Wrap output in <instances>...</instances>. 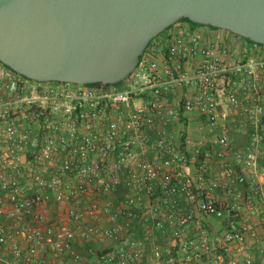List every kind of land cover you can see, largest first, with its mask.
Returning <instances> with one entry per match:
<instances>
[{"label":"built area","instance_id":"1","mask_svg":"<svg viewBox=\"0 0 264 264\" xmlns=\"http://www.w3.org/2000/svg\"><path fill=\"white\" fill-rule=\"evenodd\" d=\"M217 31L171 27L122 88L36 83L0 64V264H82L78 244L105 246L102 264H200L212 242L218 264H253L232 246L254 235L237 218L264 191L234 186L250 187L264 161V47ZM233 117L250 129L243 152ZM195 118L217 147L210 181ZM201 218L223 231L211 241Z\"/></svg>","mask_w":264,"mask_h":264},{"label":"water","instance_id":"2","mask_svg":"<svg viewBox=\"0 0 264 264\" xmlns=\"http://www.w3.org/2000/svg\"><path fill=\"white\" fill-rule=\"evenodd\" d=\"M182 21L264 47V0H0V64L36 83L117 86Z\"/></svg>","mask_w":264,"mask_h":264},{"label":"crops","instance_id":"3","mask_svg":"<svg viewBox=\"0 0 264 264\" xmlns=\"http://www.w3.org/2000/svg\"><path fill=\"white\" fill-rule=\"evenodd\" d=\"M175 29H177V27H187V24L181 22L175 26H173ZM217 32L219 33H225V32H221L220 30H218ZM223 36L225 37H228V34H222ZM161 37L157 38V40H159ZM176 99H174L175 101ZM174 101H172L171 99V103L173 102L174 104ZM242 119L239 118V117H233V118H230V122H231V126H232V131L230 133V139H231V149L236 151V152H243L248 146H247V143H248V129L247 128V131H245L244 133H239L236 128H238L237 126L240 124V122ZM198 123L197 119L195 118L190 126V136L192 139H204L205 142H206V146H203L201 149H200V155L198 157V160H197V164H196V167L199 168V167H203L204 168V171L206 173V177H207V180L210 181V180H213L216 178V175L218 174V170H219V160L217 159L216 155H215V152L217 151V147L215 146H210L211 143V136L208 135V134H201L197 131L196 129V124ZM174 129L175 130H181L182 129V124H174ZM250 130V129H249ZM185 148V151L190 154L193 152L194 150V146H184ZM229 160L230 162L233 164V160L229 157ZM234 166V165H233ZM192 171L194 170V167L192 166ZM235 171L238 172V168L235 166ZM236 189H239L241 191H243L245 194H248V192H250V189L252 188H256V189H259V190H262L264 191V161L263 160H260L259 161V167H258V170L255 174V177H254V182L253 184L249 187V186H240V185H235L234 186ZM213 197L215 198V200L219 203V204H227L230 202V199L229 198H226L222 192L220 190H216L212 193ZM262 206V205H261ZM264 208V205L262 206ZM246 211V212H244ZM264 211V210H263ZM243 214H244V217L243 219L245 220H248L250 219V224L254 226V231H256V235H259V239H257L255 241V243H257V247H263L262 243H261V240L264 239V228L262 227H255V225L258 223L256 221V218L254 217H249L248 215H254L253 214H250L249 213V210L245 207H243ZM264 214V212H263ZM248 218V219H247ZM242 217L240 218H237V220H241ZM256 221V223H255ZM264 222V218L262 220V223ZM201 223L204 227H206L208 229V232L210 234V238H211V241L212 239H215L216 237H218V235L223 231V227H224V222L223 221H216L214 219H210V218H201ZM223 225V226H222ZM221 231V232H220ZM220 232V233H219ZM217 236L215 237L214 235ZM214 236V237H213ZM94 244H83V245H75V249L76 251L80 254V256L83 258L82 260V264H87L89 261L87 260V258L89 257V253L86 252L84 249L85 247H88V246H93ZM254 247V246H253ZM106 247L104 246V249L102 250V255L104 254V252L106 251L105 250ZM245 254V253H244ZM237 256H239L238 254H236ZM101 255L99 254L98 258L96 261L94 258H91L89 260L92 261L91 264H102V260H101ZM248 256V255H247ZM243 257V256H242ZM242 257H239V258H242ZM67 264H72L69 260V263Z\"/></svg>","mask_w":264,"mask_h":264},{"label":"rangeland","instance_id":"4","mask_svg":"<svg viewBox=\"0 0 264 264\" xmlns=\"http://www.w3.org/2000/svg\"><path fill=\"white\" fill-rule=\"evenodd\" d=\"M158 41H160V40L156 41V39H155V43H157ZM253 205H254V215H248V216L256 218V221L258 223L255 225V227H257V228L262 227L263 228V223H262V220L264 218V214H263L264 208L262 207L263 205L261 204V202L258 199L254 200ZM244 212H246V211H244ZM50 216H53V214H51ZM243 217H244V214L242 215V219L240 221L244 222L245 224H249L250 219L247 218L248 220H245V219H243ZM256 221H255V223H256ZM214 236L216 237L217 234ZM258 237H259V235H256V231H254V235L248 234L247 236H245L244 241L241 244H236V245L232 246L233 254H238L239 255L238 258L242 257V256L245 257L248 255L253 259V264H264V247H257V243H255V241L257 239H259ZM212 240H214V239H212ZM166 242L167 241H164V243H166ZM103 249H104V247L99 246V245H95V244L93 246L85 247L84 250L89 253V257L87 258V260L89 262L87 264L92 263V261L89 260L91 258H94L96 261L99 258L98 257L99 254L101 255L100 257H102V250ZM210 249H211L210 252L206 256H203L200 264H218L219 263L218 257L223 258L225 256V254L219 248H217L213 242L211 243ZM223 264H226V261H224Z\"/></svg>","mask_w":264,"mask_h":264},{"label":"trees","instance_id":"5","mask_svg":"<svg viewBox=\"0 0 264 264\" xmlns=\"http://www.w3.org/2000/svg\"><path fill=\"white\" fill-rule=\"evenodd\" d=\"M182 22L185 23V24H187V26L189 27L190 30H193V29H197V28L202 27V26L195 25V24H192V23H187L186 21H182ZM169 29H170V28H169ZM169 29H168V30H169ZM168 30H167V31H168ZM164 34H165V33H163V34H162L161 36H159V37H162ZM154 41H155V40H154ZM154 41H153V42H154ZM153 42H152V43H153ZM246 42H247L248 44H251V42H249V41H246ZM152 43H151V44H152ZM151 44H150V45H151ZM132 76H133V75H131V76H130V77H129L124 83L119 84V85H117L116 87H117V88H122V87H124V86H125L130 80H131Z\"/></svg>","mask_w":264,"mask_h":264},{"label":"flooded vegetation","instance_id":"6","mask_svg":"<svg viewBox=\"0 0 264 264\" xmlns=\"http://www.w3.org/2000/svg\"><path fill=\"white\" fill-rule=\"evenodd\" d=\"M181 23V22H180Z\"/></svg>","mask_w":264,"mask_h":264}]
</instances>
